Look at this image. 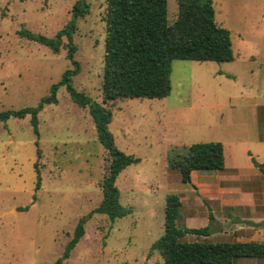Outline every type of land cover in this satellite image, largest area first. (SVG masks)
I'll return each mask as SVG.
<instances>
[{
  "label": "rangeland",
  "instance_id": "rangeland-1",
  "mask_svg": "<svg viewBox=\"0 0 264 264\" xmlns=\"http://www.w3.org/2000/svg\"><path fill=\"white\" fill-rule=\"evenodd\" d=\"M76 2L0 0V111L36 106L74 67L66 39L56 52L20 31L55 36ZM87 2L90 12L78 19L73 36L81 67L73 84L101 102L107 2ZM214 6L219 25L231 31L235 58L175 59L169 95L120 98L111 105L116 144L140 159L116 179L120 201L132 211L115 220L94 212L61 264H164L151 245L164 233L169 193L182 201L179 226L212 227L210 235L189 233L186 240L264 239L255 231L261 217L239 206L233 188L240 173L260 171L264 178L263 109L258 115L256 107L264 104V0H214ZM177 13L178 0H168L169 20ZM57 97L39 112V137L30 114L0 120V264H55L79 220L103 198L107 151L89 108L78 105L64 85ZM209 141L223 144L224 168L195 171L184 182L168 156ZM247 259L264 264V258L250 257L234 264H248Z\"/></svg>",
  "mask_w": 264,
  "mask_h": 264
},
{
  "label": "trees",
  "instance_id": "trees-1",
  "mask_svg": "<svg viewBox=\"0 0 264 264\" xmlns=\"http://www.w3.org/2000/svg\"><path fill=\"white\" fill-rule=\"evenodd\" d=\"M106 35L102 101L93 100L73 84V75L80 71L75 59L77 49L73 36L78 19L90 12L87 0H77L71 18L55 36L47 37L30 30L20 34L45 44L59 52L65 39L68 56L74 67L64 71L60 81L36 106L0 111V120L31 115L35 134L39 137V112L45 104L57 103V90L66 86L71 98L81 107H88L97 130L98 140L107 151L106 172L101 182L103 198L87 216L82 217L68 242L63 256L55 264L70 256L71 250L85 234V223L94 212L104 213L111 220L123 217L132 210L120 201L116 179L128 165L140 159L118 147L109 124L113 119L111 105L120 98H163L170 94L172 62L175 59L231 61L235 58L231 31L216 20L214 0H178V13L173 21L168 17V0H106ZM39 144L38 140L36 141ZM169 165L180 171L182 180L189 182L192 172L214 171L224 168V146L219 141L194 142L185 150L171 153ZM37 166V164H36ZM38 184L41 175L38 167ZM260 169L264 172V165ZM182 201L177 193L166 196L165 230L151 249L163 257L164 264H234L241 257L264 258V241H200L186 240L189 233L210 235V223L203 227L179 226ZM210 221L214 215L210 213ZM264 229V220L257 224Z\"/></svg>",
  "mask_w": 264,
  "mask_h": 264
},
{
  "label": "crops",
  "instance_id": "crops-1",
  "mask_svg": "<svg viewBox=\"0 0 264 264\" xmlns=\"http://www.w3.org/2000/svg\"><path fill=\"white\" fill-rule=\"evenodd\" d=\"M257 114H260V109L262 108L263 111V116L260 114L259 117H262L261 119V125L262 127H264V104H257ZM264 139V138H262ZM239 169V168H238ZM195 171L192 172V174ZM238 172V171H237ZM260 172V171H259ZM257 171H250V173H246V175H243V173H240V175L238 174L236 176V178H238L236 180L237 182V186L233 187V188H237L238 191L237 193H239V206L245 207L247 209H249L250 213H252L253 215H256L258 217H261V222L264 220V178L263 176ZM239 173V172H238ZM235 181V180H234ZM245 181L246 185L243 186L242 188L238 185L241 184V182ZM235 182L232 181V185ZM226 183H223V185ZM231 185V186H232ZM222 187V186H221ZM224 187H229L227 185H224ZM258 228H256V233L257 234H264V229L257 226ZM256 241H264L263 240H257V239H253ZM242 258V257H241ZM250 258H257V257H250ZM248 260V264L252 263L251 259H247ZM252 260H256V259H252ZM253 264V263H252Z\"/></svg>",
  "mask_w": 264,
  "mask_h": 264
}]
</instances>
